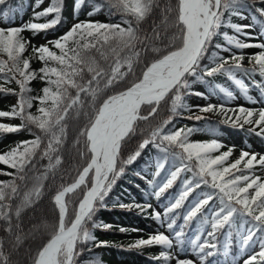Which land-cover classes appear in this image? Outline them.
<instances>
[{
    "label": "snow or ice",
    "instance_id": "6c2138e0",
    "mask_svg": "<svg viewBox=\"0 0 264 264\" xmlns=\"http://www.w3.org/2000/svg\"><path fill=\"white\" fill-rule=\"evenodd\" d=\"M7 3L0 0V6H5L0 9V23L11 24ZM43 3L36 0L35 7ZM86 3L89 17L103 12L119 20L79 21L37 47L22 33L35 36L61 25L64 0H50L48 7L33 12L32 21L0 26V80L18 86V91L0 87V93L17 97L10 111L0 110V118L20 121L17 125L0 123V134L27 131L33 137L0 154V164L15 170L0 173L12 177L0 181V230L6 234L0 236V264H18L11 251H4L6 237L12 251H18L26 239L47 233L46 242L34 252L28 250L30 264H83L79 258L85 251L107 246L106 241H97L93 229L107 230L111 225L96 220V214L109 207L106 199L117 180L149 145L157 154L146 168L154 171L136 175L147 185L141 191L154 198L159 209L150 202L113 205L139 209L159 226L148 239H138L131 247L160 246L163 251L152 257L159 264H171L173 259L176 264H237L245 255L243 264H264V176L257 174L264 172V154L242 149L230 160L235 145L226 146L217 139L222 133L215 126L176 128L173 124V118L184 117L194 108L199 113L218 110L226 117L222 123L264 138V107L187 102L190 96L237 100L234 90L214 82L213 78L222 76L251 104H264V42H248L264 37V28L254 37L248 31L253 24L232 20L248 19L247 10L264 17V0H176L175 4L168 0L161 9V23L171 20L175 31L167 43L153 18L161 8L160 0H73L74 16ZM47 17L52 18L34 22ZM252 20L260 23L255 15ZM146 21L151 31L144 27ZM217 37L224 43L217 42ZM249 48L260 51L248 55L251 66L245 67L242 50ZM33 60L41 63L39 69L31 68ZM137 64H142L139 75ZM37 79L45 86L42 94L32 95L30 84ZM196 84L205 85L206 91H194ZM250 87L259 89L262 98H254ZM162 104L171 115L152 125L150 117L163 111ZM34 106L35 113L31 111ZM142 106H148L147 114H142ZM81 116L84 119L75 128V144L80 147L75 150L82 164L70 183L55 185L53 220L26 227L24 213L45 194L44 181L49 174L57 175L63 163L69 121ZM184 118L205 119L198 114ZM201 131L213 138L190 140ZM138 134L143 137L138 146L126 153L128 142ZM177 181V192L165 197ZM176 252L190 253L196 259H180ZM89 264L98 262L90 260Z\"/></svg>",
    "mask_w": 264,
    "mask_h": 264
},
{
    "label": "trees",
    "instance_id": "16d2710c",
    "mask_svg": "<svg viewBox=\"0 0 264 264\" xmlns=\"http://www.w3.org/2000/svg\"><path fill=\"white\" fill-rule=\"evenodd\" d=\"M70 0H64V7H63V13H62V22L61 25L57 26L54 29L48 30L47 32H42L45 35L47 33L52 32L54 33L55 37L60 36L64 34L73 24V18L71 14H73V3L72 8L67 4ZM50 0H48L47 5L43 6L39 11L43 10L44 8L49 6ZM163 0H160V5L162 6ZM172 4H175L176 0H171ZM32 0H8L7 3V9L10 13V20L13 23L16 20V15H23L31 11L33 8L31 7ZM259 6V5H256ZM5 6H0V9L4 8ZM163 8V7H162ZM157 8L153 13V18L155 19V22L158 24V21L162 18L161 9ZM250 13H253L259 21L263 24L264 27V17H259V14L256 13L254 10H247ZM85 13L86 16L82 17L79 21H87V20H93V21H101V22H117L119 20V16L115 17H109L106 13H104L103 19H96L93 17H96L97 15H100L101 13H97L91 17L87 15L88 9H87V3L85 6H83L78 14ZM52 17L47 18H41L39 21L34 22H45L46 19H51ZM236 17H233L232 20L235 23ZM32 21V20H31ZM78 21V22H79ZM7 26L9 23H4ZM171 25V20H169L166 24V26ZM165 26V27H166ZM144 27L147 28L149 31H151V23L150 21H146L144 24ZM231 29H224L222 28L221 31H230ZM160 31L163 35V43H167L168 36L172 35L175 31L174 28H170L167 31H163L162 28H160ZM23 35V33H22ZM24 36V35H23ZM27 37V36H26ZM25 39L30 40L29 37ZM217 42L224 43L223 39L221 37L216 38ZM31 41V40H30ZM258 41V40H256ZM46 41L40 42V43H33L37 47L40 45L45 44ZM158 46L161 45V41H156ZM51 47V45H49ZM31 51V45L29 46V53H26V55H29ZM211 51V49H210ZM259 50L254 51L252 53H257ZM251 53V54H252ZM248 56H245V59L243 61V65L245 67H250L251 65L248 63ZM41 67V63L37 60H33L31 62V68L32 69H39ZM137 71V75H139L138 69L141 70L142 64H137L134 66ZM217 78H225L222 76H217ZM128 79V78H126ZM214 79V78H213ZM216 79V77H215ZM247 79V78H246ZM256 80H259L260 77L257 75L255 77ZM247 83L251 85V81L247 79ZM45 85L43 82H41L39 79L34 80L31 82L30 87L33 89L32 95L42 94L41 89ZM0 87L4 88H12L16 89L18 91V86L13 82L10 84L5 83L3 80H0ZM251 90L258 92L260 95V90L255 87H250ZM194 91H196L194 89ZM6 94L0 93V98L5 96ZM197 96H190L187 98V102L193 99ZM163 108V111L158 110L159 113H157L154 116V119L151 120V124H156V118L161 117L160 114H166V117L171 115V113L167 110V108L162 104L161 106ZM11 110V108H9ZM33 113L36 112V107L34 106L33 109H31ZM148 106H142V114H147ZM184 114H188V112H185ZM231 115V113H229ZM165 117V118H166ZM83 116L79 117L77 120L69 121V128L67 129V137L65 139L64 143V151L62 153L63 156V163L60 166V170L58 171L57 175L52 176L49 174V178L44 181L45 184V194L37 201V203L26 210L24 213L25 220L27 218H30L36 211V208H47L49 206L51 209L54 208V205L52 203L51 197L54 194L55 191V185H59L61 183L67 184L72 181L74 176L76 175L75 169L80 167L82 164V161L80 160V157L76 153V148H79V144H75V128L76 126L83 121ZM226 119V117L219 113V111H213L208 113L206 115L205 119L196 121L194 119H187L184 117H175L173 118V124L176 126H185L188 127H198L202 129H207L208 127L215 126L220 133L223 135H233L240 138H243V141L245 142L247 139H252L254 142H257L261 145H264V138L257 137L255 134H250L246 130L239 129V128H232L229 124H224L222 121ZM19 121V119H17ZM20 122V121H19ZM138 124L140 125H148L149 121H139ZM172 125H168V128H171ZM247 127V126H245ZM167 130V129H166ZM27 134L30 135L29 139H32L30 133L25 131ZM144 135H147V131H145ZM4 134L0 135V140L4 138ZM143 137L141 135L133 136L132 139L128 142V148L126 149L127 152L133 151L137 146L140 140ZM227 150V147L222 149ZM71 151H73V157L70 156ZM157 152L156 150L149 145L146 149L143 150L141 157H139L131 166H128L126 169V172L123 176H121L115 186L113 187L111 193L109 194V197L106 199V203L109 205L107 209H100L95 219L98 221H103L105 224L111 225V227L107 230L103 229H93V233L97 238V241H106L107 246H101V247H91V251H85L83 255L80 256L79 260L83 262V264H87L90 260L96 261L98 264H159L158 261H155L152 259V257L158 255L163 249L160 246H152V247H141V248H133L131 245L135 243L138 239H148L149 233L151 230L156 231L158 229V225L152 224L154 221L150 216L142 214L139 209L133 208L131 210L128 209H122L120 207H113L114 204L117 203H125L129 204L132 202L141 203V202H150L154 208H157L158 202L154 198H150L147 196L144 192H142V189H146L147 185L145 181L141 180L140 177L136 175L137 172L142 173H151L150 167L146 168V165H149L153 162V157L156 156ZM47 161H41V164H46ZM258 167V166H257ZM14 169L8 168L7 166L1 164L0 167V173L3 172H14ZM41 171H43L41 169ZM163 174V173H162ZM258 175H262L263 173L258 172ZM264 176V175H262ZM12 179L11 176L0 174V181H8ZM55 182V184H53ZM19 183V182H18ZM179 181H177L176 186H174L172 189L168 190L167 193H165V197H168L169 195L177 192L179 188ZM52 185L51 188L49 186ZM139 185V188L137 187ZM199 192V190H197ZM196 193H193L192 196H195ZM163 199V198H162ZM189 199L191 200L192 197L190 196ZM75 207V205H70L69 207V218L72 216V210ZM152 209H148V212L151 213ZM181 212L183 210H180ZM52 217L54 218L53 213L51 212ZM56 217H58V212L55 214ZM53 220V219H52ZM156 223V222H155ZM178 224L182 223L181 220L177 221ZM191 227H195V221L191 225ZM121 228H124L125 231H120ZM142 230V231H136V230ZM160 231H164V229H159ZM167 234V233H166ZM0 236H6V234L0 230ZM47 233H45L43 236H40L36 241H33L31 243L30 249L34 252L36 248L47 241L48 239ZM10 239L6 237L5 244H4V251L10 252ZM90 246V245H89ZM85 246V247H89ZM29 249V247L27 248ZM24 251V250H23ZM233 252L236 251L235 248L232 249ZM107 253V256H104V254ZM251 254V252H249ZM106 255V254H105ZM210 259H216V257H212ZM24 262V263H23ZM21 264H30L29 255L24 258Z\"/></svg>",
    "mask_w": 264,
    "mask_h": 264
},
{
    "label": "rangeland",
    "instance_id": "374dc122",
    "mask_svg": "<svg viewBox=\"0 0 264 264\" xmlns=\"http://www.w3.org/2000/svg\"><path fill=\"white\" fill-rule=\"evenodd\" d=\"M167 2H168V0H163V2L161 3L162 4L161 8ZM35 3H36V0H32L31 7L33 9L31 11H29L28 13L23 14V15L17 14L16 15V20L13 23L9 24L8 26H19V25H21L24 22L31 21L32 18H33V12L34 11L38 12L43 6L47 5L48 0H44V3L41 4L39 8L35 7ZM72 3H73V0H70L69 3H67V4L72 8ZM87 9H88V11L90 10V8L88 6H87ZM245 14L248 16V19L241 20L239 18H236L235 19V23H238V24H250L251 23V24H253L254 27L252 29H249L248 31H250L253 34V36L256 37V33L260 32L262 30V28H264L263 24L261 22L259 24H257L255 21L252 20V16L254 15L253 13H250V12L246 11ZM71 16L73 18V21H72V24H73V23L78 22L82 17H85L86 14L85 13H81V14H78V16H74V13H73V14H71ZM93 18L103 19L104 18V13H101L100 15H97L96 17H93ZM162 19H163V17L158 21V24H160V28H162L163 31L165 32V31H167L168 29L171 28V25H169V26L167 25L166 26L167 23H163L162 24L161 23ZM0 26H7V25L4 24V23H0ZM229 33L233 34L231 30L229 31ZM23 35H24V37H26V36L29 37V39L33 43H40V42H44V41H46L48 39H54L55 38V35L52 32L47 33V35H45L44 33H40L39 35H35L34 36L31 32L25 31L23 33ZM170 37H171V35L168 36V38H170ZM240 38L244 39V37H240ZM256 40H258V41H256ZM248 42H252V43L264 42V37H256L255 39H253L251 41H248ZM257 50H259V49L249 48V49H245V50H242V51H243V54L245 56H248L252 52L257 51ZM233 51L237 52L238 54L241 52V50H236V49H233ZM223 55L224 56H228L229 53H223ZM138 72L140 73V69H138ZM130 78L131 77H129L128 79H130ZM214 82L220 83L222 86H228L231 90H234L236 95L238 96V99L235 100V101H230L229 102V101H221L218 97H213L210 100H205V99H202L200 97H194L193 99L191 98V100L189 101V104L193 105V106L194 105L205 106L208 103H213V104L224 103L225 106L229 107V108L236 107V106H239V105H243V106L249 107V108L264 107V104H255V105H253L247 99L243 98L238 93V90H236L230 84V82H228L226 80V78H217L216 77V79L214 78ZM246 83H247V79H246ZM193 89H195L196 91L205 92L206 91V86L205 85L196 84V85L193 86ZM250 94L254 98H262L261 95L258 92L253 91L251 89H250ZM16 103H17V97L14 96V95H11V94H7V95H5V96L0 98V110L10 111L9 108H11L12 105H14ZM188 114H191V115L198 114V115H202L204 117H206V115H208V113H199L198 110L195 109V108L192 110L191 113H188ZM160 115H161V117L156 118V123L161 121L162 119H164L166 117V114H160ZM186 116H187V114H184V117H186ZM150 119H154V117H150ZM0 123H7V124H12V125H17L20 122L17 119L0 118ZM176 128H180V126H176ZM0 135H2V134H0ZM4 135H5L4 138L2 140H0V154H4V153L10 151L11 148L15 147L19 142L24 141V140H28L30 138V135L27 134L25 131H21V132H18V133L4 134ZM212 138H213L212 135L210 133H208L207 131H201V132H197V133L193 134L190 137V140H192V141H208V140H211ZM216 138L219 139L220 141H222L226 146L235 145L233 156L230 157V160H234L235 158H237L239 156V154H240V151L242 149L243 150H247L249 152H255V153H259V154H264V146L253 142L251 139L247 140L246 142H243V140L241 138L237 137V136L223 135V134L217 136ZM73 155H74L73 151H71L70 156L73 157ZM154 157H153V162L152 163H154ZM0 167H1V164H0ZM150 169H151V171H154V168L150 167ZM258 172H260V171L258 170ZM261 173H263L262 175H264V172H261ZM157 208L159 209V206H157ZM50 209L51 208L49 206H47V208H43V209H40V208L37 207L35 213L30 218H27L26 221H24L26 227L31 226L32 224L40 223V222L45 221V220L46 221H51L53 219V217H52ZM160 210H162V209H160ZM152 224L157 225V223H155V221H153ZM154 232H155L154 230H151V232H149V233H154ZM37 239H31V238L26 239L23 242V244H21V246L19 247L18 251H12V249H11V241H9L10 251L12 252V256H11L12 260L14 262H18V264H21L24 261V258H26V256L29 255V251H28L30 249L29 244L31 245V243L33 241H36ZM28 247H29V249H27ZM254 250L258 251L259 249L257 247ZM172 251L175 252V249H173ZM105 254H104V256H107V253H105ZM176 255L180 259H184V258H190V259H194V260L196 259L190 253H179V252H176ZM246 258H247V255L242 256L237 261V264H243V259H246ZM87 264H89V262ZM171 264H176L175 259H173L171 261Z\"/></svg>",
    "mask_w": 264,
    "mask_h": 264
}]
</instances>
